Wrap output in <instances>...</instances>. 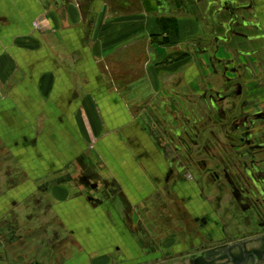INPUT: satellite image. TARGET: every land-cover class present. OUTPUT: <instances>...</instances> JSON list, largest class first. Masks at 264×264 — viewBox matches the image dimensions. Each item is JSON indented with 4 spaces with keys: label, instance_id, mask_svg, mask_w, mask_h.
<instances>
[{
    "label": "crops",
    "instance_id": "obj_1",
    "mask_svg": "<svg viewBox=\"0 0 264 264\" xmlns=\"http://www.w3.org/2000/svg\"><path fill=\"white\" fill-rule=\"evenodd\" d=\"M252 2L254 9L238 14L261 29L243 27L250 38L222 39L215 53L223 58L224 50L244 48L250 93L264 86V0ZM195 5L0 0V208L11 197L30 198L28 209L19 206L21 219H50L62 237L74 238L56 253L59 264L73 263L75 255L88 264L87 252L94 264H123V231L132 239L155 208L172 209L169 192L185 191H176L167 173L177 160L170 140L174 120L184 123L173 106H184L176 91L200 92L192 48L213 39ZM223 15H217L221 22ZM235 76L226 69L218 81ZM99 233L106 249L98 246ZM173 237L163 243L167 256ZM26 254L16 249L13 259L23 262Z\"/></svg>",
    "mask_w": 264,
    "mask_h": 264
},
{
    "label": "flooded vegetation",
    "instance_id": "obj_2",
    "mask_svg": "<svg viewBox=\"0 0 264 264\" xmlns=\"http://www.w3.org/2000/svg\"><path fill=\"white\" fill-rule=\"evenodd\" d=\"M192 1L213 39L202 48H192L200 92L176 91L179 100L184 99V106L181 109L178 102L173 106L175 111L181 110L184 123L174 120L170 140L177 160L167 173L173 175L171 183L176 191L177 186H184L185 191L169 192L172 209L166 210L168 205L155 208L152 220L143 218L132 239L123 231V264H264V88L249 92L241 46L224 50L227 53L223 58L215 56L219 41L250 38L243 27L251 25L258 30L261 25L238 14L254 9L252 0ZM215 3L217 6L212 7ZM221 13L225 22L217 19ZM217 26L223 28L222 34ZM226 69L236 76L218 81ZM258 81L253 79V83ZM39 194L44 201L46 192ZM21 200L11 197L0 208V261L59 264L56 253L65 252L66 242L74 238L62 237L50 219L34 224L27 217L21 219L19 208L28 209L30 198ZM47 207H43L44 216ZM148 211L146 208L145 214ZM168 215H172L170 222ZM99 235L98 246L106 249V239ZM167 235L177 236L170 242L169 256L163 245ZM35 238L38 242L30 245ZM95 244V238L90 240L91 248ZM19 248L27 253L23 262L13 259ZM86 255L88 264H94L91 254ZM72 260L71 264H87L77 255Z\"/></svg>",
    "mask_w": 264,
    "mask_h": 264
},
{
    "label": "rangeland",
    "instance_id": "obj_3",
    "mask_svg": "<svg viewBox=\"0 0 264 264\" xmlns=\"http://www.w3.org/2000/svg\"><path fill=\"white\" fill-rule=\"evenodd\" d=\"M251 81H253V80H251ZM263 88H264V86L261 87V91H262ZM83 150H84V149H82V151H81V153L79 154V157H78V160H81L82 162H83V160H86V158H87V156H86L87 154H86V152H83ZM75 156H77V155H75ZM76 158H77V157H75L74 159H76ZM76 160H77V159H76ZM80 171H81L80 173H82V174H83V173H87L85 167H84V168H81ZM41 205H43V202H42ZM41 205H40V207H42ZM40 214H42V213L40 212ZM41 216H42V215H41Z\"/></svg>",
    "mask_w": 264,
    "mask_h": 264
}]
</instances>
